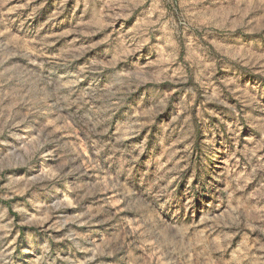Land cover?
I'll list each match as a JSON object with an SVG mask.
<instances>
[{"label":"rangeland","instance_id":"374dc122","mask_svg":"<svg viewBox=\"0 0 264 264\" xmlns=\"http://www.w3.org/2000/svg\"><path fill=\"white\" fill-rule=\"evenodd\" d=\"M0 264H264V0H0Z\"/></svg>","mask_w":264,"mask_h":264}]
</instances>
